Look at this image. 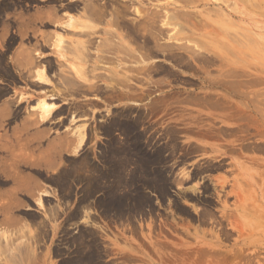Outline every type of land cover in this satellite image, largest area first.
Here are the masks:
<instances>
[{
  "label": "rangeland",
  "instance_id": "1",
  "mask_svg": "<svg viewBox=\"0 0 264 264\" xmlns=\"http://www.w3.org/2000/svg\"><path fill=\"white\" fill-rule=\"evenodd\" d=\"M119 1L0 0V145L70 144L15 169L0 264H264V0Z\"/></svg>",
  "mask_w": 264,
  "mask_h": 264
},
{
  "label": "bare ground",
  "instance_id": "2",
  "mask_svg": "<svg viewBox=\"0 0 264 264\" xmlns=\"http://www.w3.org/2000/svg\"><path fill=\"white\" fill-rule=\"evenodd\" d=\"M112 1V0H111ZM121 1V0H120ZM119 1V2H120ZM177 1V0H176ZM128 2V1H127ZM132 2H134L133 0H132ZM131 2V3H132ZM121 3H122V1H121ZM121 3H120V7H122L121 6ZM124 4V3H123ZM122 4V5H123ZM168 4V3H167ZM169 4H172L173 5V7L175 8V1H171L170 0V3ZM76 5V4H75ZM119 5V4H118ZM125 5V4H124ZM68 6V5H67ZM108 6V4L106 5V3L104 4H98V3H94V1L93 2H89V3H86L83 7V10L84 11H86L85 13L87 14L86 16L92 21V22H100V21H102V18L103 17H105V14L107 13L106 12V9H105V11L103 10L105 7H107ZM126 6H129V5H126ZM77 7V6H76ZM127 8V7H126ZM125 8V9H126ZM164 8V7H163ZM68 9H73L71 6H68ZM66 10H67V8H66ZM120 10V9H119ZM165 10V9H164ZM163 9H162V12L164 11ZM68 11V10H67ZM70 11V10H69ZM72 11H74V10H72ZM118 11V10H117ZM124 11V6L122 7V12ZM126 11V10H125ZM113 13V12H112ZM117 13H120V15H121V12H117ZM164 13V12H163ZM165 15H164V17H165V19L167 20V22H169V21H179L178 19L180 18H182V16H185V12H183V11H181V10H179V11H176L175 13H173L174 15H169L168 13H164ZM123 15V14H122ZM121 15V16H122ZM114 16H115V14H114ZM146 16V15H145ZM149 16H150V14H149ZM148 16V17H149ZM188 16V15H187ZM106 17H107V15H106ZM105 17V18H106ZM120 17V16H119ZM123 17L124 16H122L120 19H122L123 20ZM148 17H146V18H148ZM158 17V16H157ZM163 17V18H164ZM153 18V17H152ZM143 19V18H142ZM70 20H72V19H70ZM146 20V22L149 20H147V19H145ZM151 20V19H150ZM73 21V20H72ZM104 21V20H103ZM152 21H153V19H152ZM113 22V21H112ZM141 22V21H140ZM154 22V21H153ZM87 23V22H86ZM91 23V22H90ZM144 23V22H143ZM152 23V22H151ZM89 24V23H88ZM134 24V23H133ZM149 24V23H148ZM154 24V23H153ZM180 25L179 23H176L175 25ZM71 25V24H70ZM69 25V26H70ZM90 25V24H89ZM98 25V24H97ZM115 25V24H114ZM120 25H121V29H125L127 32H126V34L128 33V35H132V34H134L135 32V26L134 25H132V22L131 23H128L127 22V20H126V22L123 20L122 22H120ZM136 25V24H135ZM149 25H151V24H149ZM167 25V24H166ZM73 26V25H72ZM81 26V25H80ZM112 26V25H111ZM143 26H144V24H143ZM142 26V27H143ZM161 26H163V25H161ZM165 26V25H164ZM163 26V27H164ZM172 26V25H171ZM87 27V26H86ZM91 27V26H90ZM117 27H119V26H117ZM89 28V27H88ZM165 28V27H164ZM143 29V28H142ZM87 30H89V29H87ZM99 30V29H98ZM97 30V31H98ZM118 30V29H117ZM116 30V31H117ZM144 30V29H143ZM83 31H85V30H83ZM83 31H81V33L83 32ZM90 31V30H89ZM196 31V30H195ZM118 32V31H117ZM138 32V31H137ZM171 32V31H170ZM81 33H80V35H81ZM94 33V32H93ZM93 33H88L87 31L86 32H83V34H82V37H84V39H86V41H80V43H78L77 44V46H80V49L78 48H76L78 51H82V53L84 52V51H86L85 49L86 48H88V47H90V45H91V42H92V38L90 37L91 35H93ZM106 33V32H105ZM119 33V32H118ZM98 34V33H97ZM100 34V33H99ZM109 34V33H108ZM178 34V33H177ZM72 35V34H71ZM76 35V34H75ZM118 35H121V34H118ZM79 36V35H78ZM117 36V35H116ZM115 36V38L117 39V37ZM124 35H122V36H120V38H119V40H121L122 39V37H123ZM77 37V36H76ZM170 37V36H169ZM114 38V39H115ZM132 38V37H131ZM101 40V39H100ZM104 40V39H103ZM113 40V39H112ZM111 40V41H112ZM118 40V39H117ZM116 40V41H117ZM119 40L117 41V42H119ZM157 40V39H156ZM58 41H59V43L61 42V38L59 37L58 38ZM98 42V41H97ZM108 42V41H107ZM110 42V41H109ZM114 42H115V40H114ZM93 43V42H92ZM99 43V42H98ZM112 43V42H111ZM119 43H121V41L119 42ZM147 43H149V42H147ZM100 44V43H99ZM110 44V43H109ZM144 44V43H143ZM118 45V44H117ZM122 45V44H121ZM92 46V45H91ZM98 46V45H97ZM138 46V45H137ZM145 46V45H144ZM112 47H114L113 45H112ZM111 47V48H112ZM124 47V46H123ZM123 47H120V48H123ZM147 47V46H146ZM107 48V47H106ZM110 47H109V49H111ZM119 48V49H120ZM108 49V48H107ZM125 49V48H124ZM121 50V49H120ZM130 50V49H129ZM110 52H112V51H110ZM107 53H109V51L107 52ZM115 53V52H114ZM79 54H81V53H79ZM116 54V53H115ZM147 54V53H146ZM78 55V54H77ZM133 55V54H132ZM131 55V56H132ZM142 55V54H141ZM80 55H78V57H79ZM128 56V55H127ZM82 57V56H81ZM85 57V56H84ZM29 58V57H28ZM86 58V57H85ZM132 58V57H131ZM78 59V58H77ZM86 60V59H85ZM125 60V59H124ZM138 60V59H137ZM25 61V60H24ZM30 61V60H29ZM81 61V60H80ZM87 61V60H86ZM31 62V61H30ZM83 62V61H82ZM126 62V61H125ZM28 64V63H27ZM31 64V63H30ZM135 65V64H134ZM134 67V66H133ZM118 68V67H117ZM127 68V67H126ZM130 68V67H129ZM125 69V68H124ZM131 69V68H130ZM135 69H136V67H135ZM126 70V69H125ZM129 70V69H128ZM132 70V69H131ZM131 70H129V71H131ZM133 71V70H132ZM137 71V70H136ZM143 71V70H142ZM41 76V75H40ZM40 76H38V79L39 80H43V78L42 77H40ZM122 76H124V75H122ZM124 78V77H123ZM63 79H65V78H63ZM125 79V78H124ZM124 79H121V80H124ZM117 80V79H116ZM68 81V80H67ZM69 82V81H68ZM117 82V81H116ZM121 82V81H120ZM119 84V83H118ZM123 84V83H122ZM126 84V83H125ZM121 85V84H120ZM127 86V85H126ZM132 86V85H131ZM128 87H130V85H128ZM35 109H38L39 110V112H40V118L41 119H43V120H45L47 117H49L50 115H52V113L55 111V108H53V106H52V104H49V103H47V102H45L44 100H42V101H38L37 103H35V105L33 106ZM57 112V111H56ZM55 113V112H54ZM34 119V118H33ZM263 120V119H262ZM264 121V120H263ZM34 122H35V120H34ZM38 122V121H37ZM41 122H42V120H41ZM261 123V122H260ZM264 123V122H263ZM31 124V123H30ZM29 124V125H30ZM32 125V124H31ZM34 125V124H33ZM257 125V124H256ZM258 127H261V125L260 126H258ZM255 130V129H254ZM256 131H258V130H255V132ZM260 131V130H259ZM258 131V132H259ZM262 131V130H261ZM35 134V133H34ZM75 138H76V142H77V147L76 148H80L81 147V145H82V143H83V141H84V138H85V135L83 134V132L82 131H78V132H76L75 134ZM35 136V135H34ZM32 137V135H31V138H28L27 136H21L20 134H18V135H16V134H13V137H11V140H9V141H6L5 142V144L4 145H0L1 146V148L2 149H5V150H7L6 151V154H7V157L9 158H7L6 156V158L5 159H8L7 160V165H5L6 163L4 162V163H2V162H0V166H1V164H4V166L7 168V166H8V168L7 169H13L12 171H13V174L11 175L10 174V172L8 173V171L6 172V168H4V166L2 167V170H1V167H0V185H5L6 184V182H7V180L8 179H11V181H12V184L14 185V188L12 189L11 188V190L8 192L7 190L6 191H2V193H0V212L1 213H3L4 214V219H2L1 220V223H3V222H5V224L7 223V224H11V222L12 221H10L11 219H7V217L8 216H10V215H7V214H9L10 212H11V210L13 209V208H15L16 206H19L18 205V203L19 202H17L14 198H15V196L16 195H18V194H20V193H25L26 192V194L29 192L30 194H32V188H27V190H28V192H27V190L26 189H24V187H23V183H24V179H23V177L22 176H20L19 175V173L15 170L16 168H18V167H20V166H31V167H36V166H39L41 163H42V161L45 159L44 157H46L47 159H49V158H51V157H53V155L55 154L56 155V153H60L61 151H65L69 146L68 145H70L69 144V141H68V143H67V141L66 142H64V140L63 139H61V140H63V142H61V140H60V142L58 143H53V144H50L47 148H46V150L45 151H43L44 153H42V151L41 150H39L40 148L38 147V143H34V141L35 142H37V137ZM64 138V137H63ZM66 138V137H65ZM70 138V137H69ZM0 139H1V136H0ZM73 141V140H72ZM34 143V144H33ZM52 143V142H51ZM63 143V144H62ZM64 143H67V144H64ZM34 145V146H33ZM242 146H245V148H246V145H242ZM253 147H258V146H253ZM264 147V146H263ZM263 147H261V148H263ZM239 148H240V146H239ZM244 148V149H245ZM249 147H247V149H248ZM252 148V147H251ZM242 149H243V147H242ZM257 149V148H256ZM248 150H250V148L248 149ZM264 150V149H263ZM262 150V151H263ZM231 151V150H230ZM246 151V150H245ZM253 151V150H252ZM260 151V150H259ZM261 151V152H262ZM235 152V151H234ZM264 153V152H263ZM5 154V155H6ZM45 155V156H44ZM5 159H0L1 161L2 160H5ZM45 162V161H44ZM45 163H47V162H45ZM44 163V164H45ZM5 170H4V169ZM18 170V169H17ZM10 171V170H9ZM20 172V171H19ZM21 173V172H20ZM112 177V176H111ZM63 179V178H62ZM53 180V179H52ZM31 181V180H30ZM33 182V181H32ZM11 184V185H12ZM35 186V185H34ZM37 186V185H36ZM36 188V187H35ZM37 189V188H36ZM38 190V189H37ZM36 190V191H37ZM31 191V192H30ZM35 191V190H34ZM33 191V192H34ZM260 191H261V189H260ZM254 192H256L255 190H254ZM35 193V192H34ZM34 193H33V195H34ZM37 194V193H36ZM239 194V193H238ZM255 194V193H254ZM256 195V194H255ZM261 197V196H260ZM263 197V196H262ZM257 198V197H256ZM237 199V198H236ZM240 199V198H239ZM6 201V202H5ZM220 201H221V199H220ZM241 201V200H240ZM240 203V202H239ZM238 204V203H237ZM241 204V203H240ZM247 205V204H246ZM242 207V206H241ZM224 208V207H223ZM254 208V207H253ZM262 209H263V207H262ZM206 212V211H205ZM259 213V212H258ZM11 214V213H10ZM260 214V213H259ZM258 214V215H259ZM6 215V216H5ZM221 215H222V213H221ZM225 215H227V214H225ZM230 217V216H229ZM12 218V217H11ZM231 218V217H230ZM221 219V218H220ZM224 219H226V217L224 218ZM12 220H14V219H12ZM16 220V219H15ZM223 220V219H222ZM9 221V222H8ZM14 223V222H13ZM12 223V224H13ZM4 224V225H5ZM1 225H3V224H1ZM25 226V225H24ZM241 232V231H240ZM239 234H241V233H239ZM7 235V234H6ZM240 237V236H239ZM82 244V243H81ZM204 245V244H203ZM211 245V244H210ZM210 245H207V247H209ZM243 246V245H242ZM206 247V246H205ZM206 247V248H207ZM211 246H210V250H211ZM197 250V249H196ZM202 251V250H201ZM203 252V251H202ZM208 252H209V250H208ZM212 252V251H211ZM213 253V252H212ZM215 253H217L216 252V250H215ZM242 255V254H241ZM235 256H238V254H236L235 253ZM240 256V255H239Z\"/></svg>",
  "mask_w": 264,
  "mask_h": 264
}]
</instances>
